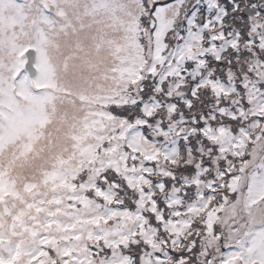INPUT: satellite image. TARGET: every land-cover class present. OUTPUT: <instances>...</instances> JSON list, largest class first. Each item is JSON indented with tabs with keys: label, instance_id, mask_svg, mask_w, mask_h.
<instances>
[{
	"label": "snow or ice",
	"instance_id": "snow-or-ice-1",
	"mask_svg": "<svg viewBox=\"0 0 264 264\" xmlns=\"http://www.w3.org/2000/svg\"><path fill=\"white\" fill-rule=\"evenodd\" d=\"M0 264H264V0H0Z\"/></svg>",
	"mask_w": 264,
	"mask_h": 264
}]
</instances>
